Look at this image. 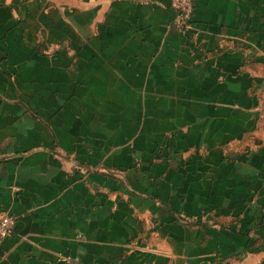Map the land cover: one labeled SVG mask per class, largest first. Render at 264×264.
Returning a JSON list of instances; mask_svg holds the SVG:
<instances>
[{"label": "crops", "instance_id": "crops-1", "mask_svg": "<svg viewBox=\"0 0 264 264\" xmlns=\"http://www.w3.org/2000/svg\"><path fill=\"white\" fill-rule=\"evenodd\" d=\"M174 18L0 0V264H264V0Z\"/></svg>", "mask_w": 264, "mask_h": 264}, {"label": "built area", "instance_id": "built-area-1", "mask_svg": "<svg viewBox=\"0 0 264 264\" xmlns=\"http://www.w3.org/2000/svg\"><path fill=\"white\" fill-rule=\"evenodd\" d=\"M128 1L140 5H149L156 0H120ZM171 8L175 12V18L170 28L178 32L192 30V17L195 11L197 0H169ZM15 220L12 216L0 213V245L7 239L13 231Z\"/></svg>", "mask_w": 264, "mask_h": 264}, {"label": "rangeland", "instance_id": "rangeland-1", "mask_svg": "<svg viewBox=\"0 0 264 264\" xmlns=\"http://www.w3.org/2000/svg\"><path fill=\"white\" fill-rule=\"evenodd\" d=\"M136 163H137V166H140V162L138 160L136 161Z\"/></svg>", "mask_w": 264, "mask_h": 264}]
</instances>
